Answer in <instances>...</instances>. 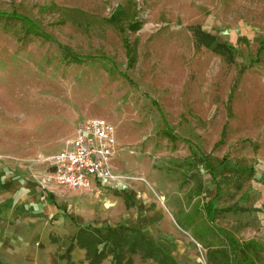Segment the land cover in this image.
I'll use <instances>...</instances> for the list:
<instances>
[{
    "label": "rangeland",
    "instance_id": "rangeland-1",
    "mask_svg": "<svg viewBox=\"0 0 264 264\" xmlns=\"http://www.w3.org/2000/svg\"><path fill=\"white\" fill-rule=\"evenodd\" d=\"M0 12L101 58L74 63L24 21L0 17V224L11 227L1 264H66L59 257L87 225L137 223L178 264H226L212 253L230 254L223 233L264 243V0H0ZM198 26L234 39L233 63L194 44ZM91 118L115 126L118 189L55 185L47 159ZM218 186V210L261 212L209 221ZM71 256L88 264L84 250Z\"/></svg>",
    "mask_w": 264,
    "mask_h": 264
},
{
    "label": "trees",
    "instance_id": "trees-1",
    "mask_svg": "<svg viewBox=\"0 0 264 264\" xmlns=\"http://www.w3.org/2000/svg\"><path fill=\"white\" fill-rule=\"evenodd\" d=\"M0 17L9 19H19L27 23L36 33L43 36L49 41L56 42L51 38L50 35L45 33L34 21L26 16L17 13H5L0 12ZM131 29L134 31L139 30V25H131ZM194 44L196 46H203L211 51L224 56L229 63L234 61L233 53L230 47L226 44H221L218 42L217 38L209 33L201 30L200 27H196L192 30ZM60 48L63 49L65 56L68 60L81 64L89 60L101 59L97 56H80L65 45L56 42ZM112 62V61H111ZM134 58L130 57L128 60L129 67L133 65ZM130 83L133 84L131 79L126 75L122 74ZM154 105L157 106L155 101ZM164 134L169 139H177L172 133L171 128L167 127ZM225 134V130L222 132V138ZM205 163L209 169L212 171V166L209 163L207 156L204 157ZM226 156L224 157V161ZM127 207L132 206L133 202L128 194H124ZM220 197V187H217L216 195L204 204V209L209 221L214 222L216 219L217 212L219 213H230V212H240V213H251V212H261L259 208L251 207H226L217 209L215 203ZM225 239L229 242L231 251L230 254L227 250H220L217 252H212L214 254H223L226 258V264H264V243L256 241L254 239L244 241L240 243L234 237L222 234ZM79 248L85 251V258L88 264H102L104 260L112 257L113 264H132L133 260L127 257V254H140L144 259H152L157 264H178L177 261L173 260L161 247H159L155 242L148 239L140 228L130 227L125 224H121L117 227H93L91 225L83 226L78 229L76 234L70 238V243L65 253L59 257L60 260H65L67 264H77L72 260V252L75 248ZM210 254V261H213L214 254ZM230 255L233 256L232 263L229 261ZM228 260V261H227Z\"/></svg>",
    "mask_w": 264,
    "mask_h": 264
},
{
    "label": "built area",
    "instance_id": "built-area-1",
    "mask_svg": "<svg viewBox=\"0 0 264 264\" xmlns=\"http://www.w3.org/2000/svg\"><path fill=\"white\" fill-rule=\"evenodd\" d=\"M115 126L103 118L83 121L73 137L47 162L52 179L60 187L69 189L118 188L121 177L115 170L117 152Z\"/></svg>",
    "mask_w": 264,
    "mask_h": 264
},
{
    "label": "crops",
    "instance_id": "crops-1",
    "mask_svg": "<svg viewBox=\"0 0 264 264\" xmlns=\"http://www.w3.org/2000/svg\"><path fill=\"white\" fill-rule=\"evenodd\" d=\"M198 27H200V26H198ZM201 28V27H200ZM201 30L202 31H204L202 28H201ZM204 32H206V33H209V34H211V35H213V36H215L216 38H217V40H218V42L219 43H221V44H226V45H228L229 47H230V49H231V51L233 52V48H232V46L229 44V43H231L232 44V42H233V38H232V40H230V41H224V40H221L219 37H218V34L217 33H215V32H211V31H204ZM242 38L245 40L244 41V45H246V43H248V35H245V34H242ZM239 39H240V37H239ZM228 42V43H227ZM235 42H237V39H236V41ZM242 43V42H241ZM233 63V62H232ZM225 130V129H224ZM223 132V131H222ZM115 160V159H114ZM50 169H51V167H50ZM116 170V169H115ZM51 171H52V169H51ZM55 185H57L56 183H54ZM58 186V185H57ZM104 187H99V186H97V185H95V184H93V186H92V189H90L91 191H99V189H103ZM108 188H111V187H108ZM116 189H118V188H116ZM124 194H128V193H123V197H124ZM130 197H131V195L130 194H128ZM50 198L53 200L54 199V195L53 194H50ZM131 201L133 202V204H132V206H135V202L133 201V199H132V197H131ZM2 202H3V200H2ZM124 202H125V206H126V208L127 209H130L132 206H130L129 208L127 207V203H126V201H125V197H124ZM242 207H246V208H251L252 206H242ZM254 207H256V206H254ZM257 208V207H256ZM1 214V213H0ZM3 215H4V212L2 211V215H0V217H2L3 218ZM119 225H121V224H117L116 226H110V227H117V226H119ZM125 225H127V224H125ZM138 224L136 223V224H134V227L135 226H137ZM88 226V225H87ZM92 226V225H91ZM83 227V226H82ZM94 227V226H93ZM104 227H106V226H104ZM100 228V227H99ZM135 228H139V227H135ZM1 229H2V236L0 237V244H2L1 246H0V248H3V249H5V248H8L9 247V244H10V229H11V227H10V225H9V223H4V221H2V224H0V231H1ZM146 236V235H145ZM148 238V237H147ZM149 239V238H148ZM2 249V250H3ZM2 250H0V256H1V251ZM0 264H1V262H0ZM67 264V263H66Z\"/></svg>",
    "mask_w": 264,
    "mask_h": 264
}]
</instances>
